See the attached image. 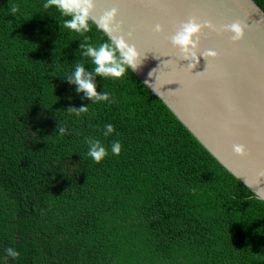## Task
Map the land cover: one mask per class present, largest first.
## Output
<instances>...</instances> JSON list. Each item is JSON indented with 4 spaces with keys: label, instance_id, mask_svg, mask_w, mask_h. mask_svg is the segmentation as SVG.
<instances>
[{
    "label": "trees",
    "instance_id": "16d2710c",
    "mask_svg": "<svg viewBox=\"0 0 264 264\" xmlns=\"http://www.w3.org/2000/svg\"><path fill=\"white\" fill-rule=\"evenodd\" d=\"M68 18L0 0V264H264V200L135 72L96 75L81 44L107 37ZM78 62L109 100L68 81ZM89 140L107 150L99 163Z\"/></svg>",
    "mask_w": 264,
    "mask_h": 264
},
{
    "label": "water",
    "instance_id": "95a60500",
    "mask_svg": "<svg viewBox=\"0 0 264 264\" xmlns=\"http://www.w3.org/2000/svg\"><path fill=\"white\" fill-rule=\"evenodd\" d=\"M209 6L169 14L155 5ZM118 9L115 34L140 51L135 74L233 175L259 199L264 189V8L256 0H95L92 18ZM202 27L186 58L172 42L185 23ZM241 22L237 41L227 26ZM162 31L157 32L156 26ZM213 50L215 57L209 56ZM243 145L246 154L234 151ZM251 185V187L249 186Z\"/></svg>",
    "mask_w": 264,
    "mask_h": 264
},
{
    "label": "clouds",
    "instance_id": "9594fccd",
    "mask_svg": "<svg viewBox=\"0 0 264 264\" xmlns=\"http://www.w3.org/2000/svg\"><path fill=\"white\" fill-rule=\"evenodd\" d=\"M43 8L56 9L64 17L63 27L73 30L76 33L84 34L91 30L94 25L95 28L102 32L107 40L96 45L91 43L81 44L84 56L91 59L92 64L95 65L93 72L96 75L105 78H121L132 70L135 72L142 64V56L137 47L130 44L124 36H118L115 33L119 31L116 28L115 20L118 14V9L112 8L107 11L99 21L92 18V12L95 10V0H43ZM11 11L14 13L15 8ZM202 25L195 20L184 24L183 28L176 32L172 37V42L181 50L186 58H197L194 49L197 47V36L202 31ZM245 25L241 22L232 23L227 26L234 35V40H241L245 35ZM156 31H162V26L157 25ZM87 39V38H86ZM209 56L215 57L217 53L213 50L208 52ZM93 72H89L83 62H78L74 70L67 75L70 83L77 85V91L85 93L86 97L96 101L109 100V93L106 91L98 92L97 86L94 82ZM87 106L80 108H70L69 111H74L77 115L80 112L86 111ZM105 136H108L114 131L112 124L105 125ZM62 135L65 128L60 126L58 130ZM121 143L115 141L111 145V151L114 154L121 152ZM234 151L240 156L246 154V149L243 145L236 144ZM87 155L99 163L106 155L107 150L99 140H89V150ZM251 187V185H249ZM260 196H264V189L255 192ZM5 252L8 257L16 258L20 253L14 248H6Z\"/></svg>",
    "mask_w": 264,
    "mask_h": 264
},
{
    "label": "snow or ice",
    "instance_id": "6c2138e0",
    "mask_svg": "<svg viewBox=\"0 0 264 264\" xmlns=\"http://www.w3.org/2000/svg\"><path fill=\"white\" fill-rule=\"evenodd\" d=\"M156 7L168 12L169 14H183L182 10L185 8H192L197 10V14L203 15V12L201 11L202 8H207L209 6H198V5H179V4H167V3H161L158 5H155Z\"/></svg>",
    "mask_w": 264,
    "mask_h": 264
}]
</instances>
